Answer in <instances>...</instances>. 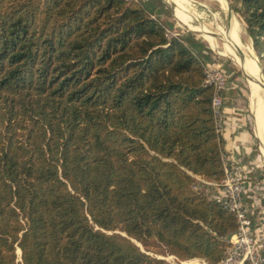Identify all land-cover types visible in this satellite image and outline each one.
<instances>
[{
	"label": "trees",
	"instance_id": "1",
	"mask_svg": "<svg viewBox=\"0 0 264 264\" xmlns=\"http://www.w3.org/2000/svg\"><path fill=\"white\" fill-rule=\"evenodd\" d=\"M232 1L264 70V0ZM161 10L0 0V264L224 258L238 220L198 180L225 177L210 51Z\"/></svg>",
	"mask_w": 264,
	"mask_h": 264
},
{
	"label": "crops",
	"instance_id": "2",
	"mask_svg": "<svg viewBox=\"0 0 264 264\" xmlns=\"http://www.w3.org/2000/svg\"><path fill=\"white\" fill-rule=\"evenodd\" d=\"M198 16L183 15L184 21L181 22L194 29L195 27L190 22L193 18L198 19ZM196 29H201L203 32L209 30L205 25ZM230 35L233 42L229 45L226 44V48L218 52L231 57L241 71L244 67L248 74L256 75V81L248 80V85L237 67L234 68L224 61L215 62L217 59L213 60L212 56L210 60H206V65L209 67L223 65L226 70L228 85L222 92L224 108L221 116V134L226 161L229 165H239L244 169V181L247 188L246 205L252 220V234L261 239L264 238V131L262 132V127H264V88L261 87V85L264 86V79L262 71L260 70L259 76L256 70L257 67L260 68V65L252 56L250 49L253 47L251 44L244 46V37L240 30L236 29L234 18L233 30ZM206 38L213 47H217L213 37L206 33ZM240 43L245 47V64L242 62L238 49L241 47ZM198 180L208 185H206L205 191L210 196L214 197L220 193L217 183L207 182L201 177H198Z\"/></svg>",
	"mask_w": 264,
	"mask_h": 264
},
{
	"label": "rangeland",
	"instance_id": "3",
	"mask_svg": "<svg viewBox=\"0 0 264 264\" xmlns=\"http://www.w3.org/2000/svg\"><path fill=\"white\" fill-rule=\"evenodd\" d=\"M148 1H154L157 5L161 7L162 10L160 13V18L164 22L167 23V27H168L167 31L170 36H178V35L188 36L190 34H193V36L196 39L200 40L201 43L206 47V49L210 51L212 59L213 60L217 59L215 60V62L224 61L225 63L233 66L234 68L237 67L243 79L248 83V80L244 75L245 73L243 74L244 70H242L243 71L242 72L231 57L227 56L226 54L222 55L218 52V51L225 49L226 44L229 45L233 42V39L230 35L232 31L228 33V30H227V28L230 26V22L228 20V17L230 15H231V18L233 17V15H235L238 18L237 19L235 16L233 17L234 24H235L236 29L238 28L242 36L244 37V46L245 45L248 46L249 44H251V46L253 47V41L250 35L248 34L245 23L242 17L240 16V14L234 9V6H236V3H237L236 1H232V0H148ZM227 4L230 5L231 10L229 9ZM183 15H199L198 19L193 18L190 22L195 27L194 29L190 28L189 26L184 25L181 22L184 19ZM202 25H205L208 27L209 29L208 32H203L201 29L199 30L196 29V28L201 27ZM232 26H233V20H232ZM217 32L220 33L224 41H222L219 38L214 37V35L211 34V33H217ZM206 33L216 40L217 47H213L211 45L210 41L206 38ZM227 37L231 38L232 41H228L226 39ZM253 50H254V54L256 55V58L258 59V63L260 64L262 68V76L264 79V70H263L262 62L257 56L254 47H253ZM256 70L260 76V73H261L260 68L257 67ZM138 244L143 248V246L140 243ZM17 253H18V261L22 262L21 250L18 249ZM158 256L174 264H184L182 263L184 262L183 260L182 261L178 260L175 256L169 255L167 253L165 255H158ZM185 263L186 264H203L202 261H200L199 263L197 259L186 261Z\"/></svg>",
	"mask_w": 264,
	"mask_h": 264
},
{
	"label": "built area",
	"instance_id": "4",
	"mask_svg": "<svg viewBox=\"0 0 264 264\" xmlns=\"http://www.w3.org/2000/svg\"><path fill=\"white\" fill-rule=\"evenodd\" d=\"M207 82L214 86L213 110L218 130L222 131L221 116L224 108L222 92L228 85V77L222 65L205 66ZM220 193L213 198L223 204L238 220V229L231 236V246L218 264H264V238L258 239L252 234V220L247 210V188L244 181V169L239 165H229L225 156V177L217 183ZM191 260V259H190ZM198 262L209 264L203 259ZM188 260H185V262Z\"/></svg>",
	"mask_w": 264,
	"mask_h": 264
},
{
	"label": "bare ground",
	"instance_id": "5",
	"mask_svg": "<svg viewBox=\"0 0 264 264\" xmlns=\"http://www.w3.org/2000/svg\"><path fill=\"white\" fill-rule=\"evenodd\" d=\"M228 5V7H229V9H230V6H229V4H227ZM231 10V9H230ZM234 16V15H233ZM231 18V15L228 17V20ZM232 20H233V17L231 18V20H230V22H231V26L229 27V28H227V30H228V33L230 32V31H232V29H233V26H232ZM240 46H241V48L242 49H244L245 47L242 45V43H240ZM251 50V53H252V56H253V58H255L257 61H258V59L256 58V55L254 54V50L251 48L250 49ZM240 56H241V59H242V62H243V64H245V62H246V58H245V56L243 55V54H241L240 53ZM260 65V64H259ZM244 66V65H243ZM253 68V67H252ZM242 70H244V72L243 73H245V74H247L250 78H251V80H254V81H256V75H251V74H248L246 71H245V69H244V67L242 68ZM260 70L262 71V68H261V66H260ZM261 87H263L264 88V86H262L261 85ZM260 87V88H261ZM263 103V102H262ZM263 109V108H262ZM264 110V109H263ZM262 110V111H263ZM264 131V127H262V132ZM263 137V136H262ZM264 138V137H263ZM193 260H196V259H193ZM189 261H191V260H189Z\"/></svg>",
	"mask_w": 264,
	"mask_h": 264
},
{
	"label": "water",
	"instance_id": "6",
	"mask_svg": "<svg viewBox=\"0 0 264 264\" xmlns=\"http://www.w3.org/2000/svg\"><path fill=\"white\" fill-rule=\"evenodd\" d=\"M230 6V5H229ZM230 9H231V7H230ZM230 20H231V18L229 19V22H230ZM230 26H231V22H230ZM229 26V27H230ZM228 27V28H229ZM217 29V28H216ZM211 34H213L214 35V37H216V38H219V39H221L222 41H224V39L222 38V36L220 35V33H211ZM228 41H232V39L231 38H229V37H227L226 38ZM225 43V42H224ZM238 49H239V53H241V54H243L244 56H246V52L242 49V48H240V47H238ZM245 75V77L247 78V80H251V78L247 75V74H244Z\"/></svg>",
	"mask_w": 264,
	"mask_h": 264
}]
</instances>
